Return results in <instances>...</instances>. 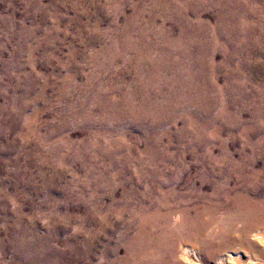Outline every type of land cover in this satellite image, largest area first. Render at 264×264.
<instances>
[{
	"label": "rangeland",
	"instance_id": "obj_1",
	"mask_svg": "<svg viewBox=\"0 0 264 264\" xmlns=\"http://www.w3.org/2000/svg\"><path fill=\"white\" fill-rule=\"evenodd\" d=\"M254 202L264 0H0V264L210 261Z\"/></svg>",
	"mask_w": 264,
	"mask_h": 264
},
{
	"label": "bare ground",
	"instance_id": "obj_2",
	"mask_svg": "<svg viewBox=\"0 0 264 264\" xmlns=\"http://www.w3.org/2000/svg\"><path fill=\"white\" fill-rule=\"evenodd\" d=\"M250 210H248L242 219L241 228L239 227V237L234 239L231 237L233 245L225 250L220 256L208 261L202 257L201 247L197 244H183L181 247V257L185 261L195 264H261L259 261L264 260V206L254 202ZM180 215V214H179ZM236 230V229H235ZM238 236V235H237ZM250 236L255 240H251ZM250 239L255 244L248 247L245 240ZM260 248L261 252H257Z\"/></svg>",
	"mask_w": 264,
	"mask_h": 264
}]
</instances>
